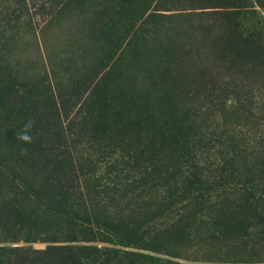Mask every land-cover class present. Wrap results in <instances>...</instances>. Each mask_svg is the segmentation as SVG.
Segmentation results:
<instances>
[{
  "label": "rangeland",
  "instance_id": "1",
  "mask_svg": "<svg viewBox=\"0 0 264 264\" xmlns=\"http://www.w3.org/2000/svg\"><path fill=\"white\" fill-rule=\"evenodd\" d=\"M63 1L0 0V25L7 24L3 30L0 27V80L20 88L10 103L29 104L41 99L43 107L56 102L60 109L66 108L70 118L81 113L85 117L86 106L97 99L94 88L116 61L124 59L131 68H127L131 87L150 99L155 115L163 112L167 116L170 109L167 102L172 97L161 93L169 87L177 91L176 115L189 132L183 138L190 157L174 152L170 131L163 151L152 162L120 147L107 154L100 163L91 165L97 172L99 193H84L86 203L89 195L99 198L90 206L95 207L92 217L103 225L83 235L85 240L97 241L51 246L19 243L15 246L27 249L16 264H264L262 234L250 229L248 237H224L221 228L244 217L245 187L238 179L241 172L233 174L239 170L238 162L229 155L228 146H238L243 153L242 140H264L261 83L254 85L250 106L248 97L241 93L233 96L249 83L237 76L224 78L239 89L228 87L226 103L215 107L220 99L209 96L214 94L213 86L208 84L207 92L199 93L200 84L191 75L201 61H214L209 47L202 49L199 37L189 31L194 22L175 18L178 21L170 23L169 17L178 12L161 11L162 15L149 18L147 23L128 26L95 9L60 10L55 4ZM128 54L133 57L129 59ZM175 54L178 64H168L169 55L173 58ZM174 67L185 68V77L164 78L165 70ZM23 92L30 97H22ZM241 106L263 119L259 126L257 120L235 116L234 111ZM165 116L164 120L168 119ZM232 137L235 143L228 141ZM203 180L212 190L204 202V216L188 208L185 201L189 181ZM65 244L76 247L75 254L84 252L90 259L53 260L60 250L48 249Z\"/></svg>",
  "mask_w": 264,
  "mask_h": 264
},
{
  "label": "trees",
  "instance_id": "2",
  "mask_svg": "<svg viewBox=\"0 0 264 264\" xmlns=\"http://www.w3.org/2000/svg\"><path fill=\"white\" fill-rule=\"evenodd\" d=\"M55 6L60 10H98L128 26L133 22L147 23L149 18L162 15L161 11H176V15L169 17L170 23L178 21L175 18L194 22L189 31L199 37L202 49L209 47V54L214 57L213 64L201 61L196 70H191L192 77L200 84L199 93H206V86L211 84L214 94L209 96L220 99L215 107H223L230 93L227 88L239 89L235 82L228 84L224 78L233 80L237 76L249 84L233 96L241 93L252 106L254 85L261 83L258 85L264 89V0H64ZM5 25H0L2 30ZM132 57L128 54L129 59ZM172 63L178 64L176 54L173 58L169 55L168 64ZM128 64L127 60L119 59L106 73L94 88L97 99L86 106L85 117L81 113L70 118L66 108L60 109L56 102L43 107L41 99L13 105L10 102L15 101L20 88L0 80V264H16L26 253L27 248L15 246L19 243L44 242L51 246L97 241L85 240L83 235L86 230L103 225L97 217H92L95 207L90 206L99 198L89 195L86 203L84 193H99L97 172L91 170V165L100 163L119 147L138 152L139 158L152 162L163 151L171 134L175 140L174 152H184L190 157L185 146L187 140L183 138L189 132L183 127L184 120H178L176 115L177 91L171 87L161 91L172 97L167 102L170 109L167 116L163 112L155 115L151 112L150 99L131 87ZM185 71L179 67L167 68L163 77H185ZM21 96L30 97L24 92ZM260 111L263 113L264 109ZM234 113L257 120L256 126L263 121L242 106ZM164 116L168 119L164 120ZM29 118L35 121L33 141L23 144L17 140L16 133ZM138 129L139 133L131 134ZM228 141L235 143L236 138ZM240 145L243 153L237 150L238 146L228 147L229 155L238 162L239 170L233 174L241 172L238 179L245 187L244 217L235 225L221 228L224 237L240 238L248 237V230L255 229L264 241V140H242ZM24 148L27 152L22 154ZM189 185L185 192L186 204L204 216V202H208L212 190L206 180L189 181ZM75 248L65 244L50 247L48 252L60 250L53 260L90 259L84 252L75 254Z\"/></svg>",
  "mask_w": 264,
  "mask_h": 264
},
{
  "label": "clouds",
  "instance_id": "3",
  "mask_svg": "<svg viewBox=\"0 0 264 264\" xmlns=\"http://www.w3.org/2000/svg\"><path fill=\"white\" fill-rule=\"evenodd\" d=\"M35 127V121L31 118L27 119L22 123L20 128L17 130V140L23 144H31L33 141L32 131ZM27 152V148L22 150V154Z\"/></svg>",
  "mask_w": 264,
  "mask_h": 264
}]
</instances>
